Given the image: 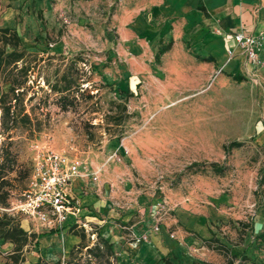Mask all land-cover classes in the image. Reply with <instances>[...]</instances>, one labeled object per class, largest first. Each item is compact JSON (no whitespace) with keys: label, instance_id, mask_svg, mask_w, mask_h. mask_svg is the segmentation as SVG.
<instances>
[{"label":"rangeland","instance_id":"rangeland-1","mask_svg":"<svg viewBox=\"0 0 264 264\" xmlns=\"http://www.w3.org/2000/svg\"><path fill=\"white\" fill-rule=\"evenodd\" d=\"M8 15L0 27L17 31L26 78L17 99L11 93L3 99L5 121L0 100V170L9 192L0 216L35 234L19 264H118L110 238L115 230L128 233L132 223L139 232L157 225L171 237L164 245L184 246L187 253L175 256L179 264L210 260L202 250L227 264L216 249L220 241L234 248L246 238L264 253V148L254 140L259 116L249 105V78L231 68L210 78L170 62L162 68L154 56L169 39L153 0H21ZM62 75L71 87L59 93L53 86L64 84ZM8 88L0 76V96ZM118 103L128 116L115 124ZM122 144L128 153L110 158ZM40 150L65 153L87 172L100 170L97 180L80 181L88 213L71 227L83 228L84 248L69 227L47 228L21 205L26 172ZM181 210L204 219L208 238L184 234ZM100 239L112 256L88 253ZM11 250L0 239V264L11 263Z\"/></svg>","mask_w":264,"mask_h":264},{"label":"crops","instance_id":"crops-1","mask_svg":"<svg viewBox=\"0 0 264 264\" xmlns=\"http://www.w3.org/2000/svg\"><path fill=\"white\" fill-rule=\"evenodd\" d=\"M20 1L0 0V22L9 17L8 14L13 13L15 3ZM153 1L155 9L164 16L166 28L163 31L171 42L170 48L159 59L162 68H165L166 62H170L175 69L179 65L181 71L203 73L207 78H210L218 68H221V71L231 68L249 78L254 84L249 105L251 109L258 111L259 116V121L253 128L254 140L264 148V44L260 51L262 65L254 69L246 62L242 52L233 42H228L223 37L225 33L239 30L246 34L264 32V0ZM133 27L136 31L141 29L138 23ZM228 47L233 49V56L226 61ZM83 179L75 180L71 186L72 194L77 200L78 213L75 217L70 216L64 227L70 228L71 225L81 223L80 217L88 213L86 208H82L83 199L79 193L83 190L80 183ZM177 219L184 227L185 235L194 232L202 239L208 238L206 230L202 227L204 219L200 215H192L181 210ZM135 226L136 224L132 223L129 232L125 234H116L115 230L114 238H110V242L117 247L115 256L118 264H179L175 256L178 253H187L181 244L164 245V239L171 241V237L167 236L163 228L156 232L152 230L139 232ZM72 239L75 242L77 240L76 237ZM220 244L226 247V251L221 250L219 245L216 249L228 257L227 264H264V253L257 252L246 238L239 247L231 248L222 241ZM201 253L211 259H197L196 264H221L214 260L211 254L203 250Z\"/></svg>","mask_w":264,"mask_h":264},{"label":"built area","instance_id":"built-area-1","mask_svg":"<svg viewBox=\"0 0 264 264\" xmlns=\"http://www.w3.org/2000/svg\"><path fill=\"white\" fill-rule=\"evenodd\" d=\"M223 37L228 42H233L252 67L262 65L260 51L264 44V32L258 31L246 34L239 30L233 33H225ZM227 60L233 56V49L227 48ZM221 71V68H219ZM128 153L123 144L110 156L120 159ZM99 169L87 172L86 168L77 160L65 153L52 150H40L31 160V169L26 189L23 191L22 207L29 213L43 221L47 228H62L70 216L78 213V204L72 194L71 186L77 179L91 177L97 180ZM159 227L155 225L152 231Z\"/></svg>","mask_w":264,"mask_h":264},{"label":"trees","instance_id":"trees-1","mask_svg":"<svg viewBox=\"0 0 264 264\" xmlns=\"http://www.w3.org/2000/svg\"><path fill=\"white\" fill-rule=\"evenodd\" d=\"M171 42H169L164 47L160 48L154 56L156 61H159L160 56L170 48ZM25 55V48L22 46L19 35L14 28L11 27H0V76L3 77L4 82L9 84V88L7 92H3L0 96V100L2 102V116L3 120L9 114V106H6L3 103V99L8 96L9 93L13 95V99H17L20 93H16L15 91L19 89L25 81L26 68L21 65L18 66V63L23 61V57ZM16 69V73L12 74V71ZM23 77V78H19ZM64 80V84L62 86H53V89L59 93H63L65 91H69L71 85L69 81H66L65 76H61ZM132 93L129 92L128 96H131ZM66 98V96H62ZM117 106L120 108V114L117 116H113L112 119H115V124H120L124 118L128 116L127 107L125 103H118ZM65 107V106H64ZM26 117V116H25ZM234 146H238V142H232ZM31 165L29 171L26 172L25 177L27 176V180L29 178ZM5 180L3 178V173L0 170V205L6 206L7 198L9 192L4 190ZM27 187V185H26ZM24 188V190L26 189ZM76 226H72L69 228L70 234H73L80 238V242L76 247L84 248L83 240L85 238V234L83 228L79 230H75ZM35 238V234L28 233L24 230L20 224L14 220L13 217L7 216L3 214L0 216V239L3 241H7L12 245V250L8 254V259L10 260V264H19L23 261L22 251L23 249L30 243L31 239ZM100 243H97L94 248H89L88 253H92L95 257H100L101 255H113L111 250V245L104 239H100ZM219 248L223 251H226V247L222 244H219ZM72 252H70L71 254ZM41 259L38 260V263H41ZM74 264H79V262H73ZM55 264H60V261L55 262ZM64 264H68V261H65Z\"/></svg>","mask_w":264,"mask_h":264}]
</instances>
